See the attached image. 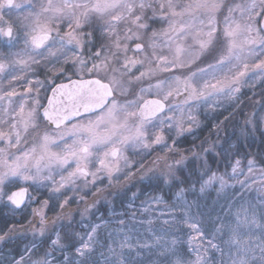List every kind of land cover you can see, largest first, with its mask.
<instances>
[{
	"label": "snow or ice",
	"instance_id": "1",
	"mask_svg": "<svg viewBox=\"0 0 264 264\" xmlns=\"http://www.w3.org/2000/svg\"><path fill=\"white\" fill-rule=\"evenodd\" d=\"M0 264H264V0H0Z\"/></svg>",
	"mask_w": 264,
	"mask_h": 264
},
{
	"label": "trees",
	"instance_id": "2",
	"mask_svg": "<svg viewBox=\"0 0 264 264\" xmlns=\"http://www.w3.org/2000/svg\"><path fill=\"white\" fill-rule=\"evenodd\" d=\"M257 99H258V97H257ZM259 138H260L259 134H257V142H259Z\"/></svg>",
	"mask_w": 264,
	"mask_h": 264
}]
</instances>
